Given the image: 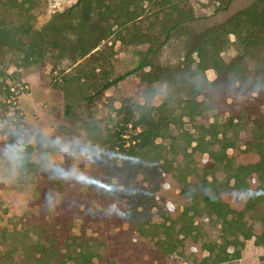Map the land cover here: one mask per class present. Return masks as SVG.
Returning <instances> with one entry per match:
<instances>
[{"label": "rangeland", "instance_id": "1", "mask_svg": "<svg viewBox=\"0 0 264 264\" xmlns=\"http://www.w3.org/2000/svg\"><path fill=\"white\" fill-rule=\"evenodd\" d=\"M35 1L34 8L27 12L28 19L33 28H40L56 10L75 0ZM253 1L188 0L197 18L160 48L149 74L133 73L92 100H77L73 123L64 116L62 94L51 86L71 69V63L52 58L43 66H25L20 52L0 47V117L14 114L25 126L44 127L65 136H86L119 154L117 158L110 152L103 159H90L82 165L90 175L105 180L107 195L73 182L52 180L34 166L24 181L14 185L0 182V264H64L79 249L93 255L95 261L102 259L101 264L199 262L178 241L182 237V225L188 224L194 214L182 220L179 199L166 192L164 185H169L174 177L184 190L195 191L200 197L205 191L213 193L231 183L234 163H217L205 172L188 155L198 144L203 157L211 152L231 153L230 146L245 143L250 125L232 119L230 112L218 117L202 114L204 95L201 94L194 97L197 104H193L198 109L195 117L198 126H194L188 115L193 112L189 111L191 103L185 101L192 98L193 89L202 85L204 78L213 81L217 75L212 68L203 69L196 52L189 56L188 51L207 30ZM12 14L13 19L23 23L27 20V14L16 11ZM223 40L217 49L221 59L229 63L238 53V45L233 35ZM99 47L106 55L101 63L103 67L110 66L112 76L133 66L135 46L125 47L112 35ZM161 84L169 86L168 98L159 106L143 104L147 113L164 124L155 139L152 155L155 159L147 162L127 159L121 148L114 146L117 143L103 136L98 128L107 122L114 123L118 109L130 98L141 104L146 94ZM200 122L205 128L200 127ZM127 146L128 142L124 147ZM70 163L64 160L66 167ZM47 180L51 182L45 184ZM49 193L57 197L52 208L46 200ZM112 201L121 206V216L106 215L105 209ZM199 208L195 229L205 239L211 231L220 245L224 239L215 234L221 233L220 220L202 205ZM89 209L94 212L89 214ZM241 240L240 258L215 264H264V246L258 245L254 237ZM231 250L229 246L228 251ZM206 255L203 251L202 256Z\"/></svg>", "mask_w": 264, "mask_h": 264}, {"label": "trees", "instance_id": "2", "mask_svg": "<svg viewBox=\"0 0 264 264\" xmlns=\"http://www.w3.org/2000/svg\"><path fill=\"white\" fill-rule=\"evenodd\" d=\"M231 1L227 0V3ZM35 2L0 0V47L20 52L25 66H43L52 58L71 63V69L51 85L53 90L62 94L63 113L71 123L76 119L74 103L77 100H92L133 73L148 75L160 48L173 34L197 18L188 0H75L62 10H56L40 28H33L27 12L34 8ZM13 11L27 14V20L23 23L13 19ZM112 35L121 45L137 48L133 51L131 69L116 76H112L110 66L103 67L101 61L106 55L99 47ZM229 35L234 36L238 53L225 63L217 47ZM187 40L190 42L191 37L188 36ZM193 52L198 54L203 69L212 68L217 75L213 81L204 78L203 84L193 89L192 98L185 101L191 103L189 111L193 112L188 115L194 126H198L194 97L201 94L205 103L200 108L202 114L218 117L230 112L232 119L238 118L250 125L245 143L230 146L231 153L211 152L203 157L198 144L188 155L205 172L217 163H234L231 183L213 193L205 191L200 197L195 191L184 190L174 177L165 188L179 199L183 207L182 220L194 214L189 217L188 224L182 225L179 243L199 258L197 264H215L240 258L238 246L242 244L241 239L254 237L258 245L264 246V195L247 201L234 199L231 195L248 187L264 191V91L251 94L254 85L264 83V0L253 1L207 30L188 55ZM146 68L149 71H145ZM126 102L118 109L116 121L107 122L98 130L115 141L114 146L121 148L127 159L153 161L155 139L164 124L147 113L136 98ZM200 127L205 128L202 122ZM127 142L128 146L124 147ZM48 181L51 182L47 180L45 184ZM200 205L220 220L221 233H215L216 237L224 239L220 245L211 231L205 239L195 229ZM229 246L231 251H228ZM203 251L207 252L206 256H202ZM101 262L102 259L95 261L93 255L79 249L63 263Z\"/></svg>", "mask_w": 264, "mask_h": 264}, {"label": "clouds", "instance_id": "3", "mask_svg": "<svg viewBox=\"0 0 264 264\" xmlns=\"http://www.w3.org/2000/svg\"><path fill=\"white\" fill-rule=\"evenodd\" d=\"M261 91H264V83L254 85L251 94L257 95ZM169 92V86L161 84L146 94V99L141 100V105L151 103L159 106L168 98ZM110 152L119 157V154L109 147L94 143L86 136H65L44 127L25 126L14 114L0 117V182L14 185L24 181L34 166L48 174L52 180L73 182L81 188L107 195L105 180L90 175L82 165H86L90 159H103ZM65 159L71 161L67 167L64 164ZM164 187L167 188L168 185L165 184ZM231 195L234 199L247 201L264 195V191L248 187ZM46 200L50 208L55 207L56 194L49 193ZM88 211L89 214L94 212L93 209ZM105 213L109 216H121L122 209L118 203L112 201Z\"/></svg>", "mask_w": 264, "mask_h": 264}, {"label": "built area", "instance_id": "4", "mask_svg": "<svg viewBox=\"0 0 264 264\" xmlns=\"http://www.w3.org/2000/svg\"><path fill=\"white\" fill-rule=\"evenodd\" d=\"M15 102V101H14Z\"/></svg>", "mask_w": 264, "mask_h": 264}]
</instances>
